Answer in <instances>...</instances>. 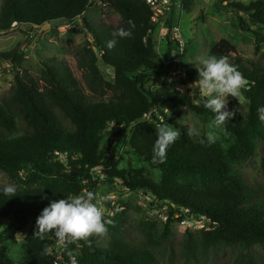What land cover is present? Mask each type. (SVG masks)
<instances>
[{
    "label": "trees",
    "instance_id": "trees-1",
    "mask_svg": "<svg viewBox=\"0 0 264 264\" xmlns=\"http://www.w3.org/2000/svg\"><path fill=\"white\" fill-rule=\"evenodd\" d=\"M180 1L184 11L191 12L193 0ZM92 2L1 0L0 33L9 32L15 24L39 28L53 23L73 24L91 8ZM102 3L119 15L120 22L111 28H89L97 52L87 50L88 58L80 60L78 68L85 75L92 96L84 91L66 62L55 58L44 60L41 83L22 69L25 55L19 50L0 53V67L8 65L14 76L12 96L0 102V170L21 187L38 185L34 190L17 188L13 197L5 196L0 187V224L10 220L8 228L15 232L29 231L31 227L26 233L27 247L20 264H52L50 254L42 253L56 241L54 234L49 233L45 240L34 236L36 219L52 200L82 194L81 181L91 177L100 166L107 176L120 180L131 191L147 190L157 197V205L166 202L169 214L166 232L174 225L176 212L183 215L184 210H189L216 223L213 231L199 232L206 241L225 246L264 244V192L245 184L236 169L255 155L258 142L264 140V122L257 112L264 106V72L247 67L238 55L231 62L248 82L242 94L249 102V112L245 117L235 112L223 127L227 137L234 140L228 149L219 142L195 144L183 129L168 148L165 161L153 163L155 128L161 122L172 123L167 122L168 114L180 118L186 107L193 109L199 119L213 118L214 113L203 107L198 87L192 96L189 92H170L151 85L161 80L164 67L155 38L149 34L155 27L151 22L152 10L144 0H102ZM229 9L239 16L235 26L254 35L258 52L264 45V0L231 3ZM130 20L135 25L132 37L116 38L115 47L109 49L107 41L113 39L111 33L117 28L128 29ZM171 47L166 49L168 58ZM211 54L229 57L237 54V48L222 39L212 47ZM99 58L113 68L114 83L104 80L98 67ZM135 72L137 76L131 77ZM187 72L194 83L197 70L190 68ZM161 85L167 86L163 81ZM107 91L114 94L112 100H93ZM153 111L157 112L153 114L154 121H144L145 115ZM112 124L119 140L107 157L108 146L103 149V140ZM20 129L23 133L18 135ZM121 146L129 147L132 155L151 169L159 170L162 182L157 184L137 178L132 172L117 170L116 152ZM105 219L113 221L108 226L109 245L102 247L99 237L91 238V247L84 241L71 244L69 249L77 264H159L152 251L156 242L151 232H141L139 240L132 238L126 210L114 208V215H105ZM144 226L156 230L154 224L144 222ZM12 238L0 234V264H15L1 249Z\"/></svg>",
    "mask_w": 264,
    "mask_h": 264
},
{
    "label": "rangeland",
    "instance_id": "rangeland-1",
    "mask_svg": "<svg viewBox=\"0 0 264 264\" xmlns=\"http://www.w3.org/2000/svg\"><path fill=\"white\" fill-rule=\"evenodd\" d=\"M257 0H193L191 12L184 11L180 0H176L174 12V23L180 25L185 40L188 44L187 54L184 63L192 70H197V57L212 55L211 49L222 39L230 41L236 48L237 54L229 55V61L233 62L236 55L242 58L249 68H256L264 72V45L258 52L255 51V37L252 33H243L235 26L238 14L229 9L231 3L255 2ZM1 6V0H0ZM119 15L109 6L102 3V0H93L91 8L76 22L53 23L49 28L26 27L14 25L6 33H0V53L14 49L25 55L22 69L28 71L33 78L40 80L42 77V62L47 59L55 58L58 61L68 63L75 76L79 80L84 91L92 96L89 91L85 75L79 70L80 60L88 58L87 50L97 52L89 28L104 27L111 28L119 24ZM256 27H253L255 30ZM33 36V38H32ZM98 67L106 82L114 83L115 74L113 68L104 64L99 58ZM161 79L159 82L151 83L153 87L167 91L189 92L195 96L196 84L190 79L180 80L176 83L168 82L167 86L162 87ZM42 83V81H41ZM192 84V85H191ZM191 85V87H190ZM14 86V76L8 65H2L0 71V102H4L12 96ZM113 93L107 91L104 95H96L94 101L108 102L113 99ZM228 109L247 116L249 112V102L242 94L239 100L228 98ZM148 116L143 120L153 122V117ZM212 118L205 116L199 119L196 112L191 108H183L180 118L168 114L167 122L173 128L180 131L189 127H196L200 130V137H190L195 144H199L201 139H206L209 131L208 124ZM23 131L20 129L18 135ZM117 134L112 125L104 135L103 149L110 145L111 135ZM217 140L224 149H228L234 142L228 138L223 128L216 131ZM120 142L124 139L120 138ZM122 145V144H121ZM107 153V152H106ZM264 140L259 141L255 155L247 162L237 166L243 182L249 187L260 189L264 192ZM117 170L132 172L137 178H145L157 184L163 180L159 170H153L149 165L139 158L132 155L129 147L121 146L116 152ZM103 174H105L103 172ZM106 183L99 186V196L105 197L110 194L114 201L120 203V210H126L128 216V226L132 238H138L140 233L145 230L150 231L156 245L152 246V251L159 264H264V244H253L249 247L237 244L225 246L206 241L199 232V223L192 222L189 218L185 224L175 221L174 225L165 231L166 224L162 219L166 216L167 209L163 204L153 205L152 198L135 197L134 194H124L121 187L124 185L120 180H112L106 176ZM117 183V188L114 184ZM5 184H15L16 188L34 190L38 185H25L21 187L15 183L11 177L0 170V187ZM111 184H113L112 187ZM140 191V190H139ZM157 198V197H156ZM166 203V202H164ZM167 205V203H166ZM162 213L160 214V212ZM10 220H3L0 224V234L13 236L11 240L5 241L1 246L15 264L23 262L27 247V235L29 231L22 229L14 231L8 228ZM144 222L154 224L156 230L146 228ZM190 232L191 234H188ZM111 238L109 234L100 238V245L107 247Z\"/></svg>",
    "mask_w": 264,
    "mask_h": 264
},
{
    "label": "clouds",
    "instance_id": "clouds-1",
    "mask_svg": "<svg viewBox=\"0 0 264 264\" xmlns=\"http://www.w3.org/2000/svg\"><path fill=\"white\" fill-rule=\"evenodd\" d=\"M130 27L117 28L111 35L113 39L107 41V47L112 49L116 45V38H131L133 21H128ZM198 78L193 84L199 89L201 102L204 108L214 113L208 124L209 131L200 143L214 144L217 140L216 131L223 128L229 119L235 116V111H229L228 98L239 100L241 91L247 87V80L238 70L237 66L229 61L227 56L204 55L197 57ZM192 85V84H191ZM190 85V87H191ZM259 119L264 122V106L257 109ZM156 140L153 145V163H163L166 159L168 148L180 136V131L171 125L161 122L155 128ZM189 137H200L201 132L196 127L187 129ZM15 184H5L2 192L5 196L16 195ZM111 219H105V213L96 195L91 192L70 194L64 198L52 200L36 219L34 236L45 240L49 233L54 234L57 246L65 249L69 256V264H77V260L69 249V245L84 241L91 247V238L106 237L108 226L112 225ZM51 249L45 247L42 254H49Z\"/></svg>",
    "mask_w": 264,
    "mask_h": 264
},
{
    "label": "built area",
    "instance_id": "built-area-1",
    "mask_svg": "<svg viewBox=\"0 0 264 264\" xmlns=\"http://www.w3.org/2000/svg\"><path fill=\"white\" fill-rule=\"evenodd\" d=\"M145 3L151 8L152 10V16H151V22L152 25L155 27V29H151L149 31V34L153 35L156 42V50L158 52L159 60L161 61L164 69L163 74L161 76V79L164 83L168 82H174L176 83L177 80H188V72L190 68L185 67L184 63V57L187 54V47L188 44L185 40V37L183 35L182 29L180 25H175L173 20V12L174 7L176 6V1L174 0H144ZM176 8V7H175ZM34 28L36 26H33ZM155 30V32H154ZM33 38V36H32ZM172 45L171 50L172 54L171 57H166V53H168L169 46ZM166 49H168L166 51ZM157 114L156 111H153L150 114H146L144 118H147L148 116H152L153 114ZM113 127H115L114 124H112ZM107 132V131H106ZM119 140V136L117 134L111 135L110 138V145H108V151H107V157H109L110 154L114 152V148L116 147L117 141ZM106 174H103V167H97L94 170V173H92L91 177L88 179H84L81 181V185L83 186V193L91 191L93 192L97 200L99 201V206L102 207L104 210L105 215L107 216H113L114 215V208L120 209L121 205L116 200L112 198L110 194H107L103 196H99L98 194V188L99 186H103L104 183H106ZM117 183L114 184V186ZM95 185V187L92 188V186ZM112 186V185H111ZM112 186V187H114ZM118 185H116L114 188H117ZM122 192L125 194H134L135 197L138 198H152V204L157 205V198L150 193L149 191H137L133 192L129 188L122 186L121 189ZM167 209L165 210L166 216L162 219L165 221L164 224L169 222V214H168V206L166 203H162ZM162 211L160 212V214ZM182 220L179 221V218L182 217ZM190 219L194 223H199V231H213L214 227L216 226V223L213 222L210 218L207 216H199L193 215L189 210H184L183 215L181 213L176 212L174 220L178 222L179 224H185L187 219ZM71 245H69L70 248ZM51 249L50 256L52 257V264H68L67 263V251L59 246H57L56 241L52 243L51 246H49Z\"/></svg>",
    "mask_w": 264,
    "mask_h": 264
},
{
    "label": "water",
    "instance_id": "water-1",
    "mask_svg": "<svg viewBox=\"0 0 264 264\" xmlns=\"http://www.w3.org/2000/svg\"><path fill=\"white\" fill-rule=\"evenodd\" d=\"M50 26L49 25H46L44 28H49ZM2 70V67H0V71ZM137 72H135V73H132L131 74V77H134V76H137Z\"/></svg>",
    "mask_w": 264,
    "mask_h": 264
}]
</instances>
